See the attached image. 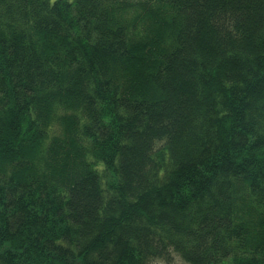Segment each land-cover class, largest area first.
Returning a JSON list of instances; mask_svg holds the SVG:
<instances>
[{
  "label": "trees",
  "instance_id": "16d2710c",
  "mask_svg": "<svg viewBox=\"0 0 264 264\" xmlns=\"http://www.w3.org/2000/svg\"><path fill=\"white\" fill-rule=\"evenodd\" d=\"M264 264V0H0V264Z\"/></svg>",
  "mask_w": 264,
  "mask_h": 264
},
{
  "label": "rangeland",
  "instance_id": "374dc122",
  "mask_svg": "<svg viewBox=\"0 0 264 264\" xmlns=\"http://www.w3.org/2000/svg\"><path fill=\"white\" fill-rule=\"evenodd\" d=\"M54 1H56V0H52V2H54ZM153 264H166V263L161 262V261H157V262H154ZM171 264H187V263H185L180 257L173 255V259H172Z\"/></svg>",
  "mask_w": 264,
  "mask_h": 264
}]
</instances>
